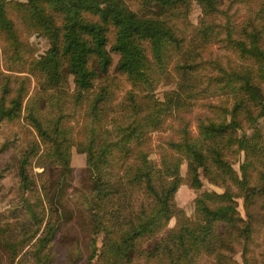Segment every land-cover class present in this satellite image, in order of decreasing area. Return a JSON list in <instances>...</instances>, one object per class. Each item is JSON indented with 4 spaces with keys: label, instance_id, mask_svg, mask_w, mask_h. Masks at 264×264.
<instances>
[{
    "label": "trees",
    "instance_id": "trees-1",
    "mask_svg": "<svg viewBox=\"0 0 264 264\" xmlns=\"http://www.w3.org/2000/svg\"><path fill=\"white\" fill-rule=\"evenodd\" d=\"M235 1L238 21L222 0H0V122L34 130L18 158L20 206L0 215V264H264V0ZM31 32L49 40L37 56ZM215 43L233 58L205 56ZM168 73L175 85L158 97ZM196 105L193 132L184 114ZM154 132L174 134L158 160ZM73 144L91 175L88 252L58 263ZM187 181L192 217L175 198Z\"/></svg>",
    "mask_w": 264,
    "mask_h": 264
},
{
    "label": "rangeland",
    "instance_id": "rangeland-1",
    "mask_svg": "<svg viewBox=\"0 0 264 264\" xmlns=\"http://www.w3.org/2000/svg\"><path fill=\"white\" fill-rule=\"evenodd\" d=\"M222 12L227 10L228 15L233 21H238L242 18V6L238 1L231 2V0H222L221 4ZM201 13L198 4L193 1L192 9L189 13V18L193 23H196ZM225 13V12H224ZM227 15V13H225ZM223 15V13H222ZM224 16V15H223ZM27 40L34 48V55H39L45 51L49 45L48 38L40 33L31 32L27 36ZM112 63L110 71L113 70L114 65L119 57V54L111 51ZM205 56L218 57L220 60L225 61L228 58H233L228 50L218 43L210 45L204 52ZM2 64V61L0 62ZM26 73V72H25ZM31 80V88L35 81L33 77ZM175 78L172 73L164 74L160 78L155 88V93L158 97H162L163 91L174 87ZM204 112L199 106H193V108L184 114V117L189 122L190 129L194 132L196 124V116ZM249 132V130H248ZM34 135L28 125H22L18 122H0V215H5L8 218H13L14 212L20 206L21 190L19 188V177L17 172L18 158L20 151L25 146L27 139ZM169 137H174V134L170 132H154L150 140V157L154 160H158V148L157 145L164 143ZM149 148V149H150ZM156 148V150H155ZM71 170L69 176L66 178L63 189L62 201L64 204L63 209L65 211L71 210L73 217L69 221H65L60 226L56 237L50 244V251L56 258V262L63 263L65 260H77L79 263L84 261L88 252V232H87V211L90 190H91V175L90 171L86 167L85 151L79 149L76 144L71 146ZM234 166L238 167V162L234 163ZM34 170L41 171L42 167L35 166ZM181 173L184 175L186 171V162L183 161L180 167ZM57 171L53 172L52 177H56ZM203 183L216 191H222V187L207 182L206 178L201 176ZM196 191L187 183L181 184L176 193V201L182 205L189 216L194 215V197ZM87 208V209H86ZM239 208L242 212V206L239 201ZM175 223L174 217H172L165 229L160 231L157 235L145 242L147 246L152 243L169 227ZM85 230H83V229ZM100 244V238L97 241ZM235 257L240 260V255L237 252ZM0 262L4 263V255L0 253Z\"/></svg>",
    "mask_w": 264,
    "mask_h": 264
}]
</instances>
